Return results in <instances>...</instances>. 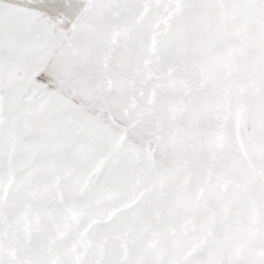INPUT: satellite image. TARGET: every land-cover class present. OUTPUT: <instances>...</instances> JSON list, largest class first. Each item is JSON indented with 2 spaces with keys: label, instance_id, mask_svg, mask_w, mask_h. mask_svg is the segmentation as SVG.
Returning a JSON list of instances; mask_svg holds the SVG:
<instances>
[{
  "label": "snow or ice",
  "instance_id": "obj_1",
  "mask_svg": "<svg viewBox=\"0 0 264 264\" xmlns=\"http://www.w3.org/2000/svg\"><path fill=\"white\" fill-rule=\"evenodd\" d=\"M0 264H264V0H0Z\"/></svg>",
  "mask_w": 264,
  "mask_h": 264
}]
</instances>
